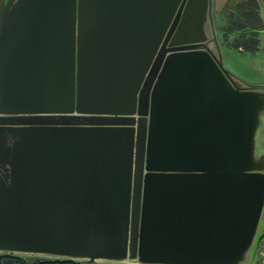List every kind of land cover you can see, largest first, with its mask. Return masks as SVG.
<instances>
[{
	"label": "water",
	"instance_id": "water-1",
	"mask_svg": "<svg viewBox=\"0 0 264 264\" xmlns=\"http://www.w3.org/2000/svg\"><path fill=\"white\" fill-rule=\"evenodd\" d=\"M210 5L0 0V252L252 264L264 85L223 66Z\"/></svg>",
	"mask_w": 264,
	"mask_h": 264
},
{
	"label": "rangeland",
	"instance_id": "rangeland-1",
	"mask_svg": "<svg viewBox=\"0 0 264 264\" xmlns=\"http://www.w3.org/2000/svg\"><path fill=\"white\" fill-rule=\"evenodd\" d=\"M248 0H242L237 9L243 10ZM257 4L256 12L259 19L255 22L246 21L239 23L235 17V11L227 6V0L223 6H213L211 11V25L207 29L210 33L211 28L215 35V42L222 64L234 76L242 82L255 85H264V0H255ZM258 2V3H257ZM224 7V8H223ZM237 14V13H236ZM241 18V17H240ZM242 21V18H241ZM252 21V20H251ZM245 23L246 26H241ZM241 24V25H240ZM252 44L246 48L243 44ZM215 47V43H212ZM264 127L259 128L256 136V146L262 143ZM264 140V139H263ZM264 144V143H263ZM248 259L243 262L247 264ZM79 264H139L136 260L125 259L122 261L96 260L93 263L79 261ZM252 264H258V252L256 251Z\"/></svg>",
	"mask_w": 264,
	"mask_h": 264
},
{
	"label": "trees",
	"instance_id": "trees-1",
	"mask_svg": "<svg viewBox=\"0 0 264 264\" xmlns=\"http://www.w3.org/2000/svg\"><path fill=\"white\" fill-rule=\"evenodd\" d=\"M241 2L242 0H227L226 4L228 5H225L224 7H229L230 5L231 9L235 11V17L238 19L239 23L243 22V20L244 22L249 21L251 23L257 21L259 17L256 12V1L248 0L244 5L243 10L237 9L239 3ZM240 17L242 18V21ZM241 26L246 25L243 23ZM254 43L255 42L253 41L249 45L248 43H244L243 45L246 48H250ZM0 264H79V261L73 259L50 258L39 255L0 252Z\"/></svg>",
	"mask_w": 264,
	"mask_h": 264
},
{
	"label": "built area",
	"instance_id": "built-area-1",
	"mask_svg": "<svg viewBox=\"0 0 264 264\" xmlns=\"http://www.w3.org/2000/svg\"><path fill=\"white\" fill-rule=\"evenodd\" d=\"M263 223L261 226V232L259 235L257 249L258 252V264H264V213H263Z\"/></svg>",
	"mask_w": 264,
	"mask_h": 264
},
{
	"label": "flooded vegetation",
	"instance_id": "flooded-vegetation-1",
	"mask_svg": "<svg viewBox=\"0 0 264 264\" xmlns=\"http://www.w3.org/2000/svg\"><path fill=\"white\" fill-rule=\"evenodd\" d=\"M261 126H263L264 127V116H263V119H262V124H261ZM258 134V133H257ZM262 135V138H261V140H262V143L261 144H259V147H257L256 146V152H257V154H264V133H261Z\"/></svg>",
	"mask_w": 264,
	"mask_h": 264
},
{
	"label": "crops",
	"instance_id": "crops-1",
	"mask_svg": "<svg viewBox=\"0 0 264 264\" xmlns=\"http://www.w3.org/2000/svg\"><path fill=\"white\" fill-rule=\"evenodd\" d=\"M225 1L226 0H211L210 12L212 11L213 6H215L216 8H217L218 5H222L223 6ZM259 1H261V0H259Z\"/></svg>",
	"mask_w": 264,
	"mask_h": 264
}]
</instances>
